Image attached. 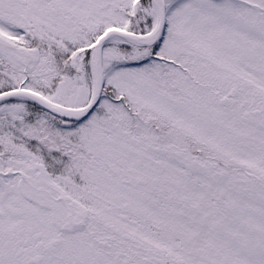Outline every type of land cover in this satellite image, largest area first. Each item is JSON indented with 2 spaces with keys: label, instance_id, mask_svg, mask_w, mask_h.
Returning a JSON list of instances; mask_svg holds the SVG:
<instances>
[{
  "label": "snow or ice",
  "instance_id": "snow-or-ice-1",
  "mask_svg": "<svg viewBox=\"0 0 264 264\" xmlns=\"http://www.w3.org/2000/svg\"><path fill=\"white\" fill-rule=\"evenodd\" d=\"M0 264H264V0H0Z\"/></svg>",
  "mask_w": 264,
  "mask_h": 264
}]
</instances>
